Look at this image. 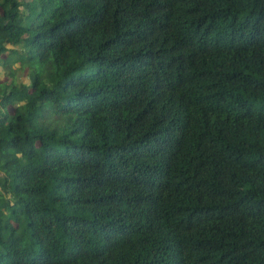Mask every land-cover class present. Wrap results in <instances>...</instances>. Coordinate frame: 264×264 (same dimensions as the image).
Masks as SVG:
<instances>
[{
	"label": "trees",
	"instance_id": "1",
	"mask_svg": "<svg viewBox=\"0 0 264 264\" xmlns=\"http://www.w3.org/2000/svg\"><path fill=\"white\" fill-rule=\"evenodd\" d=\"M0 68V264H264V0H0Z\"/></svg>",
	"mask_w": 264,
	"mask_h": 264
},
{
	"label": "rangeland",
	"instance_id": "2",
	"mask_svg": "<svg viewBox=\"0 0 264 264\" xmlns=\"http://www.w3.org/2000/svg\"><path fill=\"white\" fill-rule=\"evenodd\" d=\"M16 66H19V63L16 64ZM27 73L28 72L26 69H24L22 72H18L19 79L21 80L27 79ZM6 79H7L6 72L2 68H0V81L2 82L5 81Z\"/></svg>",
	"mask_w": 264,
	"mask_h": 264
}]
</instances>
